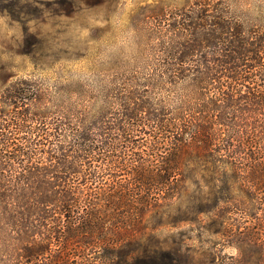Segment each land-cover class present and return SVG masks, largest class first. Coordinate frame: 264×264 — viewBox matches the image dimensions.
Segmentation results:
<instances>
[{
    "label": "trees",
    "instance_id": "1",
    "mask_svg": "<svg viewBox=\"0 0 264 264\" xmlns=\"http://www.w3.org/2000/svg\"><path fill=\"white\" fill-rule=\"evenodd\" d=\"M258 2L137 8L149 77L118 74L92 116L37 79L0 87V264H264ZM156 86L181 103L151 100ZM179 225L197 237L161 236Z\"/></svg>",
    "mask_w": 264,
    "mask_h": 264
},
{
    "label": "clouds",
    "instance_id": "2",
    "mask_svg": "<svg viewBox=\"0 0 264 264\" xmlns=\"http://www.w3.org/2000/svg\"><path fill=\"white\" fill-rule=\"evenodd\" d=\"M112 5L75 18L46 20L38 84L54 105L75 109L87 101L86 115L92 116L106 104L118 74L133 73L145 82L149 77L153 65L146 41L133 23L137 9H125L121 0ZM84 29L88 37L81 39ZM81 62L78 70L70 67ZM150 98L169 107L181 103L179 92L163 86L153 87Z\"/></svg>",
    "mask_w": 264,
    "mask_h": 264
},
{
    "label": "rangeland",
    "instance_id": "3",
    "mask_svg": "<svg viewBox=\"0 0 264 264\" xmlns=\"http://www.w3.org/2000/svg\"><path fill=\"white\" fill-rule=\"evenodd\" d=\"M155 1L157 0H121V3L125 9H137ZM244 1L259 4V0ZM101 6L112 7V0H0V68L5 69L0 72V87L20 78L38 80L39 64L44 52L43 27L46 20L75 18L88 10L100 9ZM87 37L88 31L84 29L81 39ZM82 65L83 62L70 67L78 70ZM181 231L188 233L190 237L195 238L197 235V231L189 225H179L173 230H163L161 236L173 234L179 238ZM186 244L192 250L200 246L199 239H190ZM223 253L237 255L232 247L225 248Z\"/></svg>",
    "mask_w": 264,
    "mask_h": 264
}]
</instances>
